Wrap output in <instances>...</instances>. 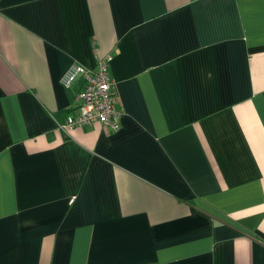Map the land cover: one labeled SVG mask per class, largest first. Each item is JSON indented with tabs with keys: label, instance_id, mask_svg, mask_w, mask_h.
Listing matches in <instances>:
<instances>
[{
	"label": "crops",
	"instance_id": "obj_1",
	"mask_svg": "<svg viewBox=\"0 0 264 264\" xmlns=\"http://www.w3.org/2000/svg\"><path fill=\"white\" fill-rule=\"evenodd\" d=\"M0 264H264V0H0Z\"/></svg>",
	"mask_w": 264,
	"mask_h": 264
},
{
	"label": "built area",
	"instance_id": "obj_2",
	"mask_svg": "<svg viewBox=\"0 0 264 264\" xmlns=\"http://www.w3.org/2000/svg\"><path fill=\"white\" fill-rule=\"evenodd\" d=\"M111 60V55L100 58L94 70L86 69L79 64H71L60 78L61 84L68 87L78 77H83V87L78 93L80 104L77 114L67 117L66 128L98 122L114 131L118 129L120 110L115 107L112 92L109 73Z\"/></svg>",
	"mask_w": 264,
	"mask_h": 264
}]
</instances>
